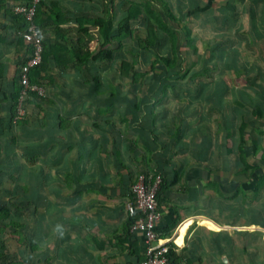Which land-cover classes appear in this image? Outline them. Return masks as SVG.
Listing matches in <instances>:
<instances>
[{
    "label": "crops",
    "instance_id": "obj_1",
    "mask_svg": "<svg viewBox=\"0 0 264 264\" xmlns=\"http://www.w3.org/2000/svg\"><path fill=\"white\" fill-rule=\"evenodd\" d=\"M125 1L41 0L36 22L44 41L47 68L44 67V72L38 70L37 73L35 70L32 77L36 80L34 84L44 89L43 96L47 99L36 101L30 98L25 118L29 124L14 127L17 144L11 150L18 157L21 188L27 187L23 174L29 169L32 187L47 189V210L54 209L61 217L64 216L60 218L61 223L67 222L70 216L74 225L61 227L59 222L44 232L47 241L42 254L38 245L40 235L31 233V264H139L144 254L145 238L140 232L126 235L129 212L125 204L131 184L142 172L154 175L162 173L168 182L179 174L178 182L162 193L163 218L158 226V234L172 223L176 207L180 217L178 225L171 231L170 237L163 238L159 234V238L168 245L175 243L192 264H264V198L259 201V209L262 210L259 214H221L217 211L215 199L208 196L211 190L202 193L201 184L216 178L214 173L201 167L183 147L186 140L182 135L190 123L187 117L189 110L194 114L198 109H212L213 105H217L215 99L211 103L206 102L205 96L217 91L220 78L232 86H238L239 79L218 71L214 81H207L208 76L203 84L196 80L202 84V91L209 86L208 90H204L206 95L200 93L203 101L194 98V103L187 106L185 102L190 101L183 96L177 102L166 100L158 103L155 118L158 126L153 127L154 118L150 113L146 115L147 122L142 128L138 125L140 122L130 125L133 120L130 113L127 118L124 115L125 108L134 105L127 98H131L130 88L122 89L121 94L108 101L110 91L118 88L110 78L118 81V64L106 72L102 64L92 70L95 76L100 75L102 81L109 79L115 85V88L106 87L109 90L107 94L99 90L105 83L98 86V83L91 81L92 85L89 86L86 81L87 78L92 80V75L87 70L64 67L59 63V60L73 57L69 51L70 43L77 38L87 41L86 28H89L92 38L91 48H97L100 40L96 16L107 13L118 26L127 16ZM183 1L185 13L179 18L169 1L163 0L166 8L184 20L180 25L192 29L193 41L199 47L195 53L186 44L183 31L179 33V43L182 36L181 41L188 49L181 54L184 58L188 55L196 62L201 58L213 57L217 54L214 46L222 44L226 33L235 35L233 44H240L241 38L246 39L242 30L251 28L252 20L244 6H237L234 0H229V3H233L231 5L228 0ZM18 2L21 0H0V134L3 135L0 140L4 142L14 139L6 135L4 127L10 123L14 109L13 97L19 89L21 64L30 54V46L23 38L24 22L6 14V10ZM164 7L159 5L156 8L164 15L167 12ZM235 7L241 13L238 18L234 16ZM202 13L207 16H201ZM247 34L252 38L248 31ZM228 53L232 54L230 51ZM215 59L232 61L231 57H223L221 52ZM194 71L201 75L199 68ZM191 89V94L199 93L197 85ZM170 91L174 93V90ZM83 92L87 93L85 97L81 96ZM124 92L127 96L122 99ZM230 96L231 93L227 92L226 97ZM175 112L182 115L178 123ZM211 119L214 122L216 115ZM175 127L177 130H174ZM151 130H154L157 138ZM190 137L188 134L187 144ZM25 146L30 147L25 149ZM24 151L32 156V163L21 158L25 155ZM223 160L220 174L229 175H225L222 183L228 184L231 190L232 174L236 168L227 164L233 159L225 157ZM6 187L11 188V185L7 184ZM18 199H21L20 195ZM39 210L35 208L34 215ZM57 226H60L59 231Z\"/></svg>",
    "mask_w": 264,
    "mask_h": 264
},
{
    "label": "trees",
    "instance_id": "obj_2",
    "mask_svg": "<svg viewBox=\"0 0 264 264\" xmlns=\"http://www.w3.org/2000/svg\"><path fill=\"white\" fill-rule=\"evenodd\" d=\"M227 2L229 3V0ZM234 2L237 6L241 5L247 8V13L252 20L251 28L247 31L252 38L248 36L246 30H242L243 35L247 36L246 39L241 38L240 44H233L235 35L226 33L222 44L219 43L214 46L217 54L200 60L202 65L198 68L200 72H205V77L208 76L207 81H214L216 72L219 71L227 72L228 75L239 79L240 83L238 86H232L224 78H220L217 91L207 95L208 99H205L206 102L210 103L211 100L215 99L217 105H213L214 107L210 110L207 108L198 109L194 113L198 121V123H193L194 126L198 124L201 131L205 126L209 127V130L201 135L195 159L201 167L210 173H214L216 177L206 184H201V186H203V194L211 190L208 196L215 199L218 212L232 215L247 212L249 215H253L262 211L259 209V201L264 198V169L261 170V164L256 162L258 159L260 162H264V125L262 124L264 122V0H259V2L234 0ZM231 3L229 4L231 5ZM159 5H165L166 14L163 15L157 10L156 7ZM14 6L15 4L12 8H8L6 14L22 23L24 22L25 25L23 16L14 12ZM125 7L127 16L120 21L118 26H115L114 18L107 13L96 16L95 24L99 27L100 40L97 48L94 50L91 48L92 38L89 28H86L87 41L84 42L83 39L77 38L76 41L70 43L69 51L73 57L65 61L59 60V63L64 67L72 66L87 70L92 75L91 81L98 83V86L107 82L106 80L102 81L99 74L95 76L93 74L95 72L92 70L102 64L104 72H106L118 64V81L114 77L110 78L118 87L119 93L125 87L126 89L127 87L130 88L129 94L134 103L132 108H125L126 112L123 114L126 118L127 114H131L133 120L130 125L140 122L138 125L143 128L147 122L146 115L152 113L154 118L152 125L157 127L158 123H155L156 105L168 100L170 89L175 91L176 86L180 83L187 85L192 83L197 85L199 90L202 88L200 82L193 80V77L196 78L194 70L198 69L193 68L196 64L193 63V67L187 65L186 58L181 55L179 33L183 31L186 44L195 53L199 51V47L193 41L192 29L181 26L180 24L184 23V20H180L174 12L166 8V3L163 0H144L142 2H128L126 0ZM240 14L235 7L234 16L238 18ZM244 44L246 45L245 53ZM29 50L31 51L30 48ZM229 51L232 54H229ZM220 52L223 53V57H231L232 61L214 60ZM44 67L47 68L43 51L42 62L35 70L38 73V70L43 71ZM189 74L190 78L188 79ZM31 81L34 83L36 80L31 77ZM18 82L19 89L13 97L14 109H12L10 123L4 127L6 128V135L10 139H14L5 142L0 140V264H31L30 255L33 249L30 233L32 212L28 210L29 205L24 206L22 210L20 209L21 206L19 205L23 204V201L18 199V196L20 191L24 189L19 183L18 157L11 150L17 144L14 127L29 124L25 119L18 123L13 122L21 88L19 77ZM147 84L150 85L149 88L145 87ZM132 86L135 88L132 89ZM227 92L231 93L230 97H226ZM110 94L109 100L106 97L105 100L111 101V98L117 96L115 90L110 91ZM31 97L36 101L47 99L46 96L36 92H32ZM195 99L203 101L200 99L199 93ZM187 100L192 102L190 98ZM215 115L214 122L216 125L213 128L214 122L211 116ZM113 129L115 130V126ZM115 131H113V136ZM118 131L120 134L122 133L121 130ZM151 131L157 138L154 130ZM184 135L187 141L186 134H183L182 137ZM2 137L3 135L0 134V138ZM25 147L27 149L30 146ZM23 153L25 155L20 157L27 163H32V156L26 154L25 151ZM225 157L226 159H234L227 164L236 168L232 174L233 183L231 184L234 186L231 190L227 186L228 184L222 183L227 173L220 174L223 171V159ZM159 175L161 176V183L157 189V199L161 206L164 203L162 193L166 189H171L172 185L178 182L179 174L171 182H168L162 173ZM7 184H10L11 188H7ZM4 197H8V201L4 200ZM129 199H132L130 194ZM16 200H18L19 205H17L14 213L4 208L7 203ZM16 211L26 215L23 221L16 220L12 215V213L15 215ZM174 212L175 218L169 226L160 231V237H170L171 231L178 225L180 217L176 207ZM134 221L135 218L129 215L125 226L127 236L131 235L130 227ZM168 246L169 250L166 256L171 264H192L183 254V250H179L175 243L170 242ZM144 258L145 254L141 260Z\"/></svg>",
    "mask_w": 264,
    "mask_h": 264
},
{
    "label": "built area",
    "instance_id": "obj_3",
    "mask_svg": "<svg viewBox=\"0 0 264 264\" xmlns=\"http://www.w3.org/2000/svg\"><path fill=\"white\" fill-rule=\"evenodd\" d=\"M41 0H24L16 3L14 12L21 14L25 20L23 36L30 46V54L20 67L19 79L21 88L13 122L18 123L28 114L27 103L31 93L43 95L44 89L32 83L31 77L43 59L44 41L36 22ZM161 183V176L152 173H139L131 184L130 195L125 206L129 215L135 218L130 232H140L145 238L143 252L145 258L139 264H171L166 254L169 250L165 240L159 238L158 226L163 218V211L157 199V189Z\"/></svg>",
    "mask_w": 264,
    "mask_h": 264
},
{
    "label": "rangeland",
    "instance_id": "obj_4",
    "mask_svg": "<svg viewBox=\"0 0 264 264\" xmlns=\"http://www.w3.org/2000/svg\"><path fill=\"white\" fill-rule=\"evenodd\" d=\"M167 1H169L171 7L176 12L177 16L179 18H182L184 13H185L184 4H183L184 1L183 0H171V2H170V0H167ZM200 15L203 16L204 13H202ZM204 16L206 17L207 15H204ZM180 39L182 40V36H180ZM181 40H180L181 50L183 52L182 54H184V51H187L188 49L185 48V45L182 43ZM167 49H168V47L165 49V53L167 52ZM193 61H194V59L192 57H190L188 55L186 56L187 65H190L191 67H193V63H195L196 67L194 66L193 68H198L200 65H202L201 61H199V62L198 61L193 62ZM204 77H205V72L202 71L201 75H197L196 74V78L194 79V77H193V80H195V81L198 80V81H200L203 84V82L206 81V79H205L206 77L205 78ZM187 78L189 79L190 75H188ZM87 80L88 81H86V82L89 84V86L92 85V82H91L90 78H87ZM106 82L107 83H105L104 87H100L99 90L102 89V91L107 92V94H108L109 90L106 87L109 85L111 88H113V87L115 88V85H113L112 82L109 79H107ZM233 83L237 84V81H234ZM149 84L145 85V87L149 88L150 87ZM211 86L213 87V84H211ZM191 87H195V85L192 84V83L189 84V85L182 84V83L178 84L176 86V88H177L176 92L174 91V93H172V91H170V93H169L170 97H169L168 101H170V103L171 102H175L178 99H180V100L183 99V96H184V99H189L190 98L192 100V102L194 103V98H195V96L198 95V93L191 94V91H189V89L192 90ZM208 88H209V86H205L204 90H208ZM123 89L125 90L126 87L123 88ZM186 89H188V90H186ZM114 90L117 92V94H119L118 88H115ZM204 90L202 91V88H201V90L198 89L199 95H200L201 92H203L202 95H204V94L206 95L207 92L204 91ZM193 91L196 92V90H193ZM183 93H185V94H183ZM86 95H87L86 92H83L81 94L82 97H85ZM191 95H192V97H190ZM126 96H127V93H125L121 97H122V99H124V97H126ZM127 98H128V102L131 101V98L129 96H127ZM205 99H208V96H206ZM195 101H197V100H195ZM185 103L187 104V106H189L191 104V102H187V101ZM187 106H185V107H187ZM163 114H164V112H163ZM175 115L178 117L176 119V123H178L180 118L182 117V115H180L179 112H175ZM189 119L190 120L192 119V122L189 123V127L186 129L185 134H186V136H188V134L191 135L190 142L187 144V142L184 141L183 147L185 149H188V154H189L190 157H196V150L198 149V145L200 144L199 140L201 139V135H204L203 133H206L209 130V127L205 126L204 128H202V131H201V129L198 126V124H197V126H194L193 123H198L197 116H194V114L190 113V110L188 112V120ZM215 125H216V123L214 122L213 123V128H215ZM174 130H177V127H175ZM201 154H203V153L201 152ZM203 156H204V154H203ZM256 162L261 164V166H262L261 170H263L264 169V162L263 161L260 162L259 159L256 160ZM105 167H106V165H105ZM228 175L229 174H227V176ZM30 177H31V171H29V169H28L23 174V178L25 180L24 181V185L25 186L27 185V187L24 188V190L20 191V198L23 201V204L19 205L18 200H16V201H13L12 203H7L4 208L7 211H9V212H13L14 213V210L17 208V205L21 206L20 207L21 210L24 208V206L29 205L28 210H31V212H32L31 213V223H30V233L33 234V232H34V234L37 233V234L40 235L38 245H39V249L41 250L40 252L42 254L43 252H45L44 251L45 250L44 247H45L46 241H47V234H44V232H46L49 228L58 225L59 222L61 223L60 218H64V216L61 217L60 213L55 212L54 209H48L47 210V208H48L47 189L45 190V189H39V188L35 189V188H33L32 185H31V182H30ZM3 199L8 201V197H4ZM37 207H38V209L40 208L39 213L37 215H34V209L37 208ZM13 213H12V215L16 218V220H19V221H23L25 216H26L24 214L25 210H24V213H22V214H20L17 211L15 212V215ZM68 219L69 220L67 222L64 221L63 223H61V227H66L67 226V227L70 228V227H72L74 225L73 224L74 221L72 220V218L70 216L68 217ZM30 258H31V255H30Z\"/></svg>",
    "mask_w": 264,
    "mask_h": 264
},
{
    "label": "clouds",
    "instance_id": "obj_5",
    "mask_svg": "<svg viewBox=\"0 0 264 264\" xmlns=\"http://www.w3.org/2000/svg\"><path fill=\"white\" fill-rule=\"evenodd\" d=\"M59 229H60V226H57V230L59 231ZM62 234V233H61Z\"/></svg>",
    "mask_w": 264,
    "mask_h": 264
},
{
    "label": "snow or ice",
    "instance_id": "obj_6",
    "mask_svg": "<svg viewBox=\"0 0 264 264\" xmlns=\"http://www.w3.org/2000/svg\"><path fill=\"white\" fill-rule=\"evenodd\" d=\"M181 241H177V243H180Z\"/></svg>",
    "mask_w": 264,
    "mask_h": 264
}]
</instances>
